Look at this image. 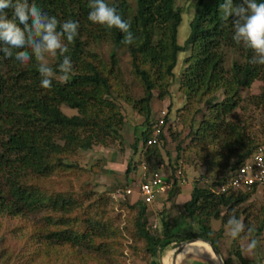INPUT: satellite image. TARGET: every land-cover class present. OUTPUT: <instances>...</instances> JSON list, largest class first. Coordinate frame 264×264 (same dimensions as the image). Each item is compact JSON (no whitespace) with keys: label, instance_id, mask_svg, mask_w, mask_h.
I'll use <instances>...</instances> for the list:
<instances>
[{"label":"trees","instance_id":"16d2710c","mask_svg":"<svg viewBox=\"0 0 264 264\" xmlns=\"http://www.w3.org/2000/svg\"><path fill=\"white\" fill-rule=\"evenodd\" d=\"M106 2L129 22L134 36L132 44L123 43L125 34L119 29L109 30L88 20L89 0H35L43 11L61 22L71 19L79 23V34L69 45L73 71L66 83L52 77L51 88L44 89L34 58L24 67L14 57L5 58L0 52L2 261L111 264V252L116 255L121 252L126 237L120 235L117 226L99 221L97 217L102 216L104 206L100 201L95 202L98 206L90 201L93 185L87 181L89 170L72 157L94 145L104 146L108 141L121 139L118 130L124 124L122 101L142 117L140 128L133 127L139 130L130 145L133 152L144 147L145 154L157 158V145L165 142L162 126L174 122V118L170 112L165 113L156 142L146 145L154 129L149 103L155 90L156 98L162 99L176 81L183 97L179 108L184 110L178 121L187 124L188 136L191 134L195 147L205 144L210 147L201 157L205 173L190 182L188 199L176 208L175 214L169 213L165 206L158 211L159 227L147 222L148 204L137 194H131L133 201L126 207L136 208V213L124 229L130 239L144 241L148 264H158L154 258L158 250L190 238L209 240L224 264H254L255 261L241 255L240 239H231L224 255L223 245L218 242L223 230L214 233L210 223L220 219L227 225L230 215L240 219L243 213L242 222L246 229H252L251 238L259 243L262 240L263 245L264 237L260 236L264 230V203L255 210L253 228L248 220L250 213L240 208L258 185L229 187L224 191L216 187L264 143L253 139L246 121L234 113L238 106L242 107L240 92L257 80L261 89L247 100L259 107L264 116V65L250 63L252 50L232 39V19H225L219 9L223 0H194L181 43L178 30L182 12L174 0H134L132 5L128 0ZM100 43L110 45L107 58L91 48ZM120 49L127 53L130 74L141 86V96L132 97L123 90L126 84L122 82L116 57ZM228 50L235 54L230 64L225 63ZM180 56L181 65L175 76ZM61 61L59 55L51 58L53 72L62 74ZM62 104L75 112L63 113ZM198 113L201 118L194 127V116ZM182 150L180 144L176 145V158ZM131 168L129 160L124 173L128 174ZM89 169L95 172L97 167ZM175 170L171 173V187L164 192L169 197L178 192L175 188L184 179L183 175L173 176ZM73 182L81 189L79 198L73 196L76 195ZM84 202H88L85 207ZM39 212H44L42 219L32 220V214ZM260 250L258 244L256 251ZM116 260L115 264H125L122 258ZM191 264L215 263L199 259Z\"/></svg>","mask_w":264,"mask_h":264},{"label":"rangeland","instance_id":"374dc122","mask_svg":"<svg viewBox=\"0 0 264 264\" xmlns=\"http://www.w3.org/2000/svg\"><path fill=\"white\" fill-rule=\"evenodd\" d=\"M107 1L111 2L114 0ZM193 2L194 0H174V4L180 7L182 12V22L178 30L179 43H181L185 39L187 25L186 21L192 14ZM128 3L132 5L134 3V0H128ZM91 48L93 51L101 53L105 58H107V53L110 50V45L100 43L97 45H92ZM116 57L118 59L119 72L122 78V82L126 84V87L123 84V87L125 88H123V90L132 97L141 96V86L133 80V77L130 74V66L128 63L127 53L123 52L120 49L117 51ZM234 57L235 54L233 53V51L228 50L226 52L225 63L230 64ZM51 58L52 57H48L50 65ZM181 60L182 59L180 56L175 68V76H177L178 74ZM54 74L55 75L53 77L58 80L62 75L55 72ZM168 89L169 94L167 96H164L162 99L156 98L157 91L155 90L153 92V98L149 103L151 109L150 116L153 120L154 125L157 123L159 117H163L165 113L168 114V112H170L171 116L174 118V122L170 124H162L163 126L161 125L163 134L165 136V142L164 144L159 143L157 145L159 151L157 158L154 155L145 154L144 147L140 148V150H137L136 153L133 152L130 145L133 143L134 136L138 135L139 133V130H135L133 127L140 128L139 126L142 123V117L138 115L130 105H127L122 101L121 103L124 124L118 130L121 139L108 141L104 146L94 145L88 151H79L72 157L79 166L89 170L87 181L88 183L93 185L91 189L92 196L90 198V201H92V203L97 206L98 204H96L95 202L100 201L101 205L103 204L104 206L102 216L97 217L99 221L103 220L104 223L108 222L112 226H117L118 229H120V235L122 237H126L122 242V251L117 255L116 252H111L112 254L109 257V261L111 262V264H115V261L117 262L116 258L118 260H120L121 258L124 259L125 264H148L147 262L149 261L148 254L145 252L144 241H134L130 239V235L127 234L126 230L124 229L125 226L129 225V219L135 215L136 208L130 209L129 207H126V205L132 203L133 198H131L130 195L133 193L125 195L122 190H124L125 188H130L134 191L137 183L140 181L142 173H145V175H150L153 172H157L166 177V179H168V182L170 181V188L173 178L171 177V173L174 171V168H176L173 176L177 175L175 177L179 178L183 175L181 177L182 179L184 177L183 180L179 181L177 188H175L178 192H175V194L169 197L168 195H166L167 193H164L169 189L168 188L162 194H157V198L154 200V202L146 205L145 208L147 222L151 223V225H156L157 227H159L160 216L158 211L165 206L169 210V213H171L172 215L175 214L176 208L180 207V205L188 199V195L190 192V182L194 179L200 178L205 173V168L201 165V157L202 155L207 153L210 147H207L206 144L200 146V148H198L197 146L195 147V145L197 144L195 141L191 140V134L188 136L187 124H181L178 121L179 117L183 115L184 110L179 108L181 106V103H183V97L177 90L176 81H173ZM260 89V82L254 80L248 88L242 90L240 92V96L242 97L240 105H242V107L238 106V108L234 110V113L236 116L243 119V121H246V123L248 124V133L253 139L264 142V116L262 115L259 107H256V105L251 104L247 100V97L249 95L259 93ZM60 110L67 115L73 114L75 112L73 109L67 107L64 104L60 106ZM200 118V113L194 116V120H196L194 121V127H196ZM178 144H180L183 150L180 152L178 158H176V145ZM198 154L201 156H199ZM128 159L130 160V166L132 167V170L128 174H125L124 171L127 165V161H129ZM91 166H96L97 170L95 172L90 171L89 168ZM109 166L113 167V170H109ZM85 188L86 187H84V189ZM72 190L76 194L73 196H75V198H79L81 189L78 188L76 184H74V182L72 185ZM101 200H103V202ZM80 201L82 202L83 200ZM87 203L84 202L83 206H87ZM119 203L123 205L120 206ZM263 203L264 184L258 185V187L255 188L254 192L250 194L249 199L243 202L240 206V208H244L245 213H250V215H248V220L250 221V225H252V228L255 225L254 217L257 216V213L255 214V210H257V208ZM43 213L44 212L32 214V220L39 222V220L42 219L41 215H43ZM98 213L100 214L101 212ZM242 217L243 213L240 216L241 221ZM29 218L31 219V216ZM27 220L28 219L25 218V221ZM210 224L214 233H216L219 229L223 230V236L218 238V242L223 245L224 255H227L226 250L229 248V243L231 240V238L226 234L227 225L223 224L220 219L214 221L212 220ZM263 237L264 230L261 233L260 239H262ZM245 244L246 241H241L239 243L241 255L246 259L255 261L254 264H261L259 260H264V242L262 245L261 240V242L259 243L261 250L258 252L255 250L251 255H248L242 251V246ZM175 245L172 244L164 249H160L157 251L154 258L156 259L158 264H170L169 258L171 257V252L172 249L175 248ZM199 259H205L217 264L213 259L193 254L182 255L181 259L176 264H191L192 261H197ZM4 263L5 262L2 261V258L0 257V264Z\"/></svg>","mask_w":264,"mask_h":264},{"label":"clouds","instance_id":"9594fccd","mask_svg":"<svg viewBox=\"0 0 264 264\" xmlns=\"http://www.w3.org/2000/svg\"><path fill=\"white\" fill-rule=\"evenodd\" d=\"M88 20L94 24L106 26L109 30L119 29L124 33L123 43L134 42L130 24L118 14L115 7L106 0H89ZM225 19L231 18L232 39L252 50L254 55L250 63L264 65V0H223L219 5ZM11 10V18L9 17ZM79 23L74 20L61 22L39 7L35 0H0V52L5 58H13L21 66L27 67L36 61L40 75V86L50 89L55 75L48 57H62L59 63L61 82H67L73 71L69 45L79 34ZM251 228L238 219L235 214L227 220V235L233 239L246 241L242 251L248 255L254 253L259 241L251 238Z\"/></svg>","mask_w":264,"mask_h":264},{"label":"built area","instance_id":"2783aa9c","mask_svg":"<svg viewBox=\"0 0 264 264\" xmlns=\"http://www.w3.org/2000/svg\"><path fill=\"white\" fill-rule=\"evenodd\" d=\"M163 118L159 117L154 125L151 137L146 140V145H151L156 142ZM177 176V175H175ZM264 184V143L259 145L252 154L238 167L236 172L229 174L227 179L216 187L218 191H224L229 187L232 188H248L251 185ZM170 186V181L163 175L153 172L150 175L142 173L140 181L136 188H125L122 192L125 195L135 193L140 199L150 204L157 194L163 193Z\"/></svg>","mask_w":264,"mask_h":264},{"label":"bare ground","instance_id":"6f19581e","mask_svg":"<svg viewBox=\"0 0 264 264\" xmlns=\"http://www.w3.org/2000/svg\"><path fill=\"white\" fill-rule=\"evenodd\" d=\"M184 254L185 255L186 254L200 255V256H204L206 258L215 260L209 250L208 245L204 242H201L200 240H193L187 243L186 245H184L182 250H180L176 254L175 261L178 262L181 259L182 255Z\"/></svg>","mask_w":264,"mask_h":264},{"label":"water","instance_id":"95a60500","mask_svg":"<svg viewBox=\"0 0 264 264\" xmlns=\"http://www.w3.org/2000/svg\"><path fill=\"white\" fill-rule=\"evenodd\" d=\"M193 240H201L203 241L204 243H206L209 247V250L212 254V256L214 257V261L217 263V264H224L223 263V260L220 256V254L218 253V251L216 250V248L212 245V243L207 240V239H204V238H190L186 241H182V242H178L176 245H175V248L172 249V252H171V257H170V264H176L177 262L175 261L176 260V254L182 250L183 246L186 245L187 243L193 241ZM261 264H264V263H261Z\"/></svg>","mask_w":264,"mask_h":264},{"label":"crops","instance_id":"0c3cea01","mask_svg":"<svg viewBox=\"0 0 264 264\" xmlns=\"http://www.w3.org/2000/svg\"><path fill=\"white\" fill-rule=\"evenodd\" d=\"M108 168H109V170H110V169L113 170V167H110V166H109Z\"/></svg>","mask_w":264,"mask_h":264}]
</instances>
